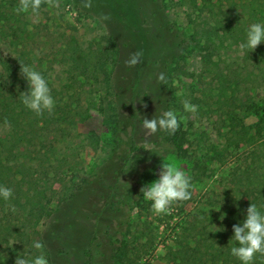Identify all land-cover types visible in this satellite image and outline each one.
<instances>
[{"label":"rangeland","instance_id":"rangeland-1","mask_svg":"<svg viewBox=\"0 0 264 264\" xmlns=\"http://www.w3.org/2000/svg\"><path fill=\"white\" fill-rule=\"evenodd\" d=\"M165 1L168 4L167 14L170 21L176 24L180 32L195 35L201 42L184 60L173 65L171 108L185 117L181 124L187 130L188 136L184 144V155H168L163 161L175 164L190 175L192 189L191 198L174 203L167 214H155L151 209V202L146 200L135 208L130 218V238H138L142 232L150 235L148 241L145 238L139 241L140 244L146 243L149 250L137 264L179 263V259L175 260V255L179 253L176 250L171 253L168 246L177 247L174 244V233H180L179 238L184 236V240L189 241L192 247L198 245L196 240L200 236L191 237L184 228L193 219V215L207 212L210 217L218 214L225 207V203H230L225 201L230 198L251 200L250 195L255 190L246 179L247 174L250 175L249 179L259 180L264 184V128L255 134L254 144L247 140L248 134L241 137L242 125L255 124L257 121L247 112L249 105L258 102L264 106V51L260 52L258 46L255 50H250V58H247L246 49L240 47L242 42L237 45L232 38L233 29V32L238 30V34L246 38V31L251 23L264 22V9L260 8L254 16L255 0ZM18 4L19 0H0V59L12 61L21 55L28 62L31 59H40L52 87L59 95L64 92L73 108V114L76 113L72 126L62 124L65 137H48L46 134L44 140L34 139L33 146L21 144V157H28L30 153L33 154L32 157L37 156V160L28 161L25 158L24 161L35 169L47 170L46 174L40 175L38 172L37 183L39 185L40 175L42 182L47 181L57 191L62 190L67 179L76 170L104 175L105 169L108 171V181L114 182L113 173L120 167V159L109 157L110 116L115 113L111 102L113 97L108 94L104 83H101L103 77L97 80L79 76L80 81H86L84 87H66L70 83L69 69L75 66L71 51L81 48L83 55L90 56V51L102 50L111 53L114 60L117 47L112 45L108 36L111 34L118 39L121 62L115 68L111 64L110 69L112 82L120 89L116 99L126 125L122 134L125 140L122 153L125 154L129 150L131 137L137 140L139 148L148 142L137 138L144 129L143 124L141 127L140 122L137 123L139 127H135L134 132L132 127L137 125V118L140 121L144 118L151 119L159 116V112H155V106L152 105L136 114L137 108L142 107L146 101L143 96H139V92L142 93L147 84H151L156 90L155 77L159 76L160 67L176 53L174 49L178 38L162 28L159 20L162 16L157 13L151 0H42L41 8L36 14L30 11L17 14L15 9ZM131 9H136L141 19L137 29H127L113 13L115 10L128 12ZM137 34L141 36L138 43ZM262 44L264 47V43ZM136 52L143 53L140 67L129 66L127 62ZM254 54L257 60L252 59ZM145 63H149L150 67L145 69ZM129 69L132 71L128 72ZM220 86L229 87L228 97L218 99L215 96ZM185 100L198 106L196 113L184 112ZM208 102L213 104V108H219L220 104L228 113L221 115L222 109L218 113H207ZM255 129L250 132H255ZM9 130L7 124L0 123V137L8 134ZM211 145H217L216 154L220 157L219 160L214 156ZM34 150H40L41 153L32 152ZM259 156L262 161L255 162ZM107 158L109 159L106 160ZM142 159L143 157L137 159L136 168L126 174L130 183L128 190L135 189V179L145 166ZM203 163H206L205 170H201ZM161 166L151 182L159 178ZM91 186L97 188L98 184L93 183ZM97 193L98 198L93 194L74 199L73 207L78 209L75 221L79 224V231L88 235L81 238L79 232L80 238L74 245L81 246L84 243L85 246L93 241L94 252L99 256L109 245L107 230L117 234L118 229L123 231L128 224L115 227L111 223L108 225V222L106 225L99 223L91 213L104 208L106 199L100 200V190ZM9 207L16 205H7L4 209L0 207V218L5 219L4 216L10 213ZM15 209H19L15 213L19 215V221H24L26 213L23 215L19 206ZM105 209L111 211L109 205ZM115 216L121 214L115 213ZM216 217L219 219L215 222L214 229H225L229 233L226 236L227 243L222 246L228 250L235 243H230L234 235L233 227L223 225L227 220L220 215ZM42 231L43 226L40 224L29 231L27 238L23 236L18 240L9 239V244L3 242L0 254L3 249L6 250L3 252L4 257H0V264H15L17 255L30 249L33 240L41 241ZM134 245L136 243L133 242ZM200 245L199 251L195 253L198 261L195 264L209 262L208 251L211 250H205L202 243ZM215 247L216 245L213 249ZM34 254H43L49 260L44 249ZM79 257L78 254L75 261L68 263L82 264Z\"/></svg>","mask_w":264,"mask_h":264},{"label":"trees","instance_id":"trees-1","mask_svg":"<svg viewBox=\"0 0 264 264\" xmlns=\"http://www.w3.org/2000/svg\"><path fill=\"white\" fill-rule=\"evenodd\" d=\"M151 1L154 7L156 6L157 13L162 16L159 17L162 28L172 32L175 38L178 39L176 40L174 49L176 53L160 67L161 71L159 76L163 74L165 77L164 81H160L159 76L155 77L157 83L156 90L151 84H147L146 88H143L144 91L142 93L139 92V96H143L146 101H144L142 107L137 108L135 113L138 114L139 111H144L153 105L155 106L153 110L155 112L158 111L160 115L163 111L172 110L173 97L171 96L172 90L170 84L174 70L173 65L180 62V60H184L188 53L201 45V42L195 35H186L180 32L176 24L170 21L169 15L167 14L168 4L165 0ZM254 4L256 5V7H254V16H256L260 8L264 9V0H255ZM113 13L115 16H118L120 23L122 21L125 26H127V29L131 27L137 29L140 27L141 19L136 9L128 10V12L115 10ZM233 30L232 36L234 37L232 38H234V43L237 45H239L240 42L244 43L246 38L241 37L242 35L238 34V30L234 32ZM143 31L141 32V36ZM235 32H237L236 35H233ZM140 37L139 34L136 35L137 43L141 41ZM108 38L112 45L117 47L116 58L114 60H112L113 57L111 53L103 52L102 50L97 51L94 49L90 51V56L83 55L84 51L81 48L71 51L73 52L71 56L75 62V66L69 69L68 81L70 83L67 84L66 87L68 89L70 87L76 89L84 87L86 81H80L79 76L97 80L103 77L101 83H104L108 94L114 99H111L115 113L110 116L111 124L108 144L111 149L109 157L115 156L120 159V167L113 173L114 182L108 181V171L105 169L104 175L94 172L87 173L84 170L73 171V174L67 179V183L64 184L61 191L54 189L47 181L42 182L40 180V175L46 174L47 170L30 167L24 159L27 158L28 161H33L37 160V156L32 157L33 154L30 153L28 157H21L20 154L22 151L19 149L21 144L33 146L34 139L44 140L43 138L46 134L48 137L53 136L55 138H61L60 136L64 134V126H62V124L65 123L68 126H72L76 113L73 114V108L69 104V100L64 96V92L59 95L57 90L52 87L46 71L42 68L43 64L40 59H31L28 62L23 55L12 60L13 63L10 60L0 59V123L4 125L7 124L10 127L9 133L0 137V185L11 188L13 191V196L9 201L0 200V207L4 209L7 205H16L14 208H18L19 206L23 211V215L26 213L24 221L20 222L19 215L15 214L19 209H15V212H13L12 208L9 207L10 213H7V215L4 214L5 219L0 218V246L3 242L9 244V239L18 240L26 236L31 229L33 230L42 224L43 231L40 235V239L44 244L43 249L51 264H71L68 263V261H75L78 254L80 255L79 258L82 264H137L145 254H147L149 250L146 247L147 244H140L139 241L144 238L148 241L150 235L146 232H142L138 238L135 237L133 240L130 238L131 233L129 225L131 214L137 206L145 202L141 189L145 185L151 183L155 172L158 171L165 158L168 155H184V144L188 132L182 124H180L179 129L173 135L161 131L149 135L146 129H142L140 137L137 138L147 140V144L139 148L136 143L137 140L131 137L129 140V150L125 154L122 153L124 152L123 144L125 141L122 134L125 131L126 125L121 117L119 107L117 106L116 98L119 95L118 90L120 89L114 86L112 82V70L110 69L111 64L113 68H115L121 62V46L115 36L110 34ZM260 45L258 49L260 52H263V44ZM140 51L142 50L140 49ZM249 52L250 49H246L247 58H250L248 55ZM252 59L257 60L255 54L252 56ZM140 63L141 62L136 65L140 67ZM21 64L29 65L41 72L48 81L51 94L56 102L55 108L51 113L44 112L42 115H36L22 104L20 95L21 92L27 91V83L21 76ZM149 65V63H145V69L150 67ZM131 71L130 69L128 70V72ZM228 89L229 87L220 86L219 92H217L215 96H217L218 99L223 96L228 97ZM217 102L219 103V101ZM212 105L213 104L208 102L207 113H218L220 109L223 110L222 113H220L221 115L228 113V111H224V107L222 108L220 104L219 108H213ZM247 112L250 113L252 117L254 116L257 121L255 124L251 125L243 124L241 137L248 134L249 138L247 140H250L249 142L254 144L255 134L264 128V106H261L258 102H254L249 105ZM230 114L232 113H229V115ZM137 123L142 127L143 121H140V118H137L136 124ZM139 125H134L132 131L134 132L136 130L135 127H139ZM251 129H255V132L253 131L251 133ZM232 131H235V125ZM237 134L239 135V132H237ZM65 136L66 135H63V137ZM216 146L217 145H211V150L214 156L216 155L218 157L217 160H219L220 157L216 154ZM32 152L39 153L40 150H34ZM139 156L143 157L142 160L145 166L135 179V189L128 190L130 183L126 178V174L131 173L132 170L136 168L135 163L137 162L136 160L140 158ZM263 157L264 154L262 155V158ZM212 158L213 157H211V159ZM262 158L259 156L255 159V162H261ZM108 159L109 158L106 160ZM203 164L204 165H201L203 166L201 170H205L206 163ZM38 172L40 173L38 180L39 185L36 179V177H38ZM245 177L252 183L256 193L250 195L252 197L250 198L251 200L227 199L225 201L230 203H225V207L218 214H213L210 217L207 212H204L203 215L195 214L193 215V219L189 221V224L184 227L185 232L189 233L190 236L192 235L195 238L200 236V239L196 240L197 246L192 247L189 241L184 240V236L179 238L180 233H174V244L177 245V247L168 246V248L171 249V253L174 250L179 253L175 255V260L179 259V263L174 264H195L197 261L195 253L199 251L198 249H200L201 243L205 246V250H211L208 251L209 262L207 261L206 263L205 261L204 264H240L239 260L231 255V247L228 250L222 247L227 243L226 236L229 233L225 231V229H214V226L215 222L219 219L216 216L220 215L224 220H227L225 223H222L223 225L233 227L232 224H237L245 218L246 210L252 203H255L264 210V184L259 180L255 181L249 179L250 175L248 174ZM93 183L98 184L97 188L91 186ZM97 190H100V200L106 199L104 208L91 213L93 216H96L98 222H103L102 225H106L105 223L108 222V225L111 223V225L113 224L115 227L124 223L128 224L125 230L119 231L118 229L117 234L110 233V230H107L106 235H108L109 245L99 256H96L94 252L93 241H90V243L85 246L84 243H82V247L77 244L74 245L79 240L80 237L78 236L81 233L79 231V224L75 221L78 209L73 207L74 199L79 196H90L93 194L98 198ZM107 205L110 206V212L105 209ZM124 207L127 208L125 209ZM115 213L121 214V216H115ZM120 219H122V221H120ZM145 226H148L147 223H145ZM80 235L81 238L88 237L85 233H81ZM25 238H27V236ZM180 240H182V243H180ZM133 242L136 243L137 246H133ZM215 245L216 247L213 249ZM5 250L6 249H3L0 257H4L3 252ZM10 252L12 253L11 249ZM254 264H264V256L257 254L254 258Z\"/></svg>","mask_w":264,"mask_h":264},{"label":"clouds","instance_id":"clouds-1","mask_svg":"<svg viewBox=\"0 0 264 264\" xmlns=\"http://www.w3.org/2000/svg\"><path fill=\"white\" fill-rule=\"evenodd\" d=\"M42 0H19L15 9L17 14L31 12L36 14L41 8ZM264 43V22L251 23L246 31V39L240 45L242 49L255 50ZM143 53L136 52L128 60L129 66H135L140 62ZM21 76L27 83V91L21 92L20 100L25 108L42 115L51 113L55 108V99L51 94L48 81L41 72L29 65L21 64ZM163 74L159 76L164 81ZM197 105L190 101L183 102V110L186 113H196ZM185 117L176 111L166 110L159 116L143 119V128L149 135L157 131L173 135L179 129ZM191 176L171 162H164L161 166L159 178L145 185L141 192L143 199L151 202V209L155 214H167L171 206L180 201L191 198ZM13 196L11 188L0 185V200L9 201ZM15 212V208H12ZM233 233L230 243L231 255L236 257L240 264H254L257 254L264 256V210L252 203L246 210L245 218L233 225ZM44 248L41 241L33 240L30 249H25L23 254H18L15 264H49V260L43 254L36 255Z\"/></svg>","mask_w":264,"mask_h":264}]
</instances>
